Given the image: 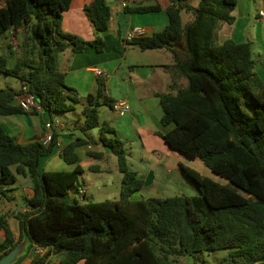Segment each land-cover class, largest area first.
Returning <instances> with one entry per match:
<instances>
[{
	"label": "trees",
	"instance_id": "trees-1",
	"mask_svg": "<svg viewBox=\"0 0 264 264\" xmlns=\"http://www.w3.org/2000/svg\"><path fill=\"white\" fill-rule=\"evenodd\" d=\"M168 1V24L132 40L142 51L170 52L173 62L168 68L183 82L181 87L173 82L174 93L159 96L161 125L172 128L157 134L173 150L199 159L225 183L181 165L199 195L133 199L144 181L128 166L125 140L108 123L100 124V107L111 108L114 102L106 94L104 78L98 77L96 90L82 102L80 130L100 129L99 139L116 157L122 175L119 198L80 202L72 195L83 172L75 149L85 140L71 141L61 150L71 171L46 172L40 161L55 152L57 133L52 131L47 144H19L0 124V197L11 201L4 187L19 175L28 176L33 189L24 200L25 210L13 216L17 236L8 224L9 213H0V259L25 241L23 253L12 264H48L51 255L59 256L57 264H180L179 258L186 255L223 249L235 250L233 264H264V82L253 70L250 42L217 39L220 23H233L237 0H199L196 7L185 0ZM70 3L0 0V40L7 34L12 39L21 36L12 64L8 55L0 54V74L27 85L49 115L72 112L80 103L65 83L63 54L75 55L87 47L103 51L100 35L110 24L106 0H92L83 10L96 37L87 41L64 32L62 13ZM159 10L157 3L125 8L129 14ZM183 13L189 16L186 23ZM8 48L14 47L7 43ZM21 86L16 91L0 88V118L35 113L19 105ZM36 248L43 252L24 263Z\"/></svg>",
	"mask_w": 264,
	"mask_h": 264
},
{
	"label": "crops",
	"instance_id": "crops-1",
	"mask_svg": "<svg viewBox=\"0 0 264 264\" xmlns=\"http://www.w3.org/2000/svg\"><path fill=\"white\" fill-rule=\"evenodd\" d=\"M91 1L71 0L69 8L62 13L61 29L64 32L87 41L96 37V32L83 10ZM106 2L110 6L111 18L108 30L100 35L105 42L103 51L98 52L93 47H87L83 52L75 55H70L68 51L63 54L61 66L65 72V83L75 90L80 100L72 111V118H66V121L58 120L55 118L57 114L49 115L41 110L33 114L22 113L1 117L0 124L3 130L19 144L43 141L47 133L52 131L57 133L58 143L55 152L40 161L43 171L66 170L60 169L64 162L61 150L67 143L76 139L86 141L75 149L78 154V164L83 169L79 178L85 174V166L89 170L99 171L100 166L95 161L103 159L111 151L100 141L99 128L86 133L80 130L84 119L81 114L82 102L88 93L96 90L98 76L94 71L99 69L104 74L107 96L113 102H128L131 107L123 116L114 113L109 106L106 112L99 109V115L100 112L105 114V119L100 120V124L108 123L115 129L116 135L125 140L124 148L128 146V155H130L128 157L126 153L128 166L144 181L142 189L137 192L140 199H145L141 195L143 189H147L146 198H165L167 196L162 193L170 188L171 174L181 171V165L192 168L188 162L190 158L170 148L157 134L165 133L172 128L161 125L163 112L159 104V96L169 92L174 93L176 84L181 87L183 82L174 79L173 73L168 68L173 62L170 52L164 49L142 51L132 41H126L125 35L134 27L142 28L143 36H151L161 31L168 24L165 10L169 1L106 0ZM123 3H126V7L157 3L160 10L129 14L125 11L126 7L122 6ZM232 15L233 23H220L217 31L218 42L222 43L228 39L237 43L250 42L254 60L253 70L264 82V0H237ZM185 16L186 21L183 20V23L189 19L186 14ZM8 77L0 75V88L19 90L21 86L19 81L14 78L10 80ZM173 82L176 84L174 85ZM14 85L16 87H13ZM78 106L80 109L76 112ZM106 136L110 137L112 134ZM95 153L100 156H93ZM4 188L11 201H5L0 197V213H9L8 224L17 236L18 222L13 216L17 211L25 210L24 200L33 195L31 181L28 176L19 175L14 184ZM77 189L84 190L86 198L84 201L87 202L90 193L84 182L80 180ZM3 239L4 232L0 230V242ZM34 255L35 249L23 262H29ZM58 261V255H51L48 258V264H57ZM77 264H85V262L80 261Z\"/></svg>",
	"mask_w": 264,
	"mask_h": 264
},
{
	"label": "rangeland",
	"instance_id": "rangeland-1",
	"mask_svg": "<svg viewBox=\"0 0 264 264\" xmlns=\"http://www.w3.org/2000/svg\"><path fill=\"white\" fill-rule=\"evenodd\" d=\"M189 5L196 7L199 3V0H185ZM183 20L186 21V16L183 13ZM189 16L187 15V19ZM20 35L17 39H12L10 34H7L6 37H2L0 40V52L2 54L8 55L10 58V63H13L14 55L12 53L18 54L17 49L15 48L16 44L19 43L17 40L20 39ZM7 43L14 47L12 49H7ZM11 52V53H10ZM15 54V55H16ZM1 75V74H0ZM11 78L12 77H8ZM13 80V79H12ZM13 87H16L15 85ZM79 108L76 109V112H79ZM109 110L107 106H102L100 111ZM102 111V112H103ZM100 112L99 119L102 121L105 119V114ZM73 116V112H65L58 113L55 118L59 119H71ZM126 153L128 155V146L125 147ZM130 157V155H128ZM99 166V171H92L85 166V174L80 178L81 182H84L89 191L88 201L99 202L103 200H114L118 199L120 196V185L122 175L117 169V159L113 154L105 155L103 159H97L95 161ZM193 169L198 171L201 175H207V177L212 176L215 181L220 183H225V180L213 175L208 168L204 166V164L199 159H190L188 161ZM66 170L60 171H71L72 167L66 165L64 162L62 163V168ZM170 188L166 191H163L162 195L167 197H175V196H197L200 194L199 189L196 185H194L182 171L177 172V174H171L169 181ZM147 189H143L141 195L146 198ZM72 195L79 200L78 194L76 192L71 191ZM86 199V198H85ZM133 199H140L139 194H134ZM80 202L82 200H79ZM234 249H223L216 250L210 253L196 254L195 257L192 256H184L179 258L180 264H193L196 261L198 264H233L232 262V253Z\"/></svg>",
	"mask_w": 264,
	"mask_h": 264
},
{
	"label": "built area",
	"instance_id": "built-area-1",
	"mask_svg": "<svg viewBox=\"0 0 264 264\" xmlns=\"http://www.w3.org/2000/svg\"><path fill=\"white\" fill-rule=\"evenodd\" d=\"M123 7H126V3H123L122 5ZM143 34V30L140 27H134L131 30H129L126 35H125V40L126 41H132L134 38L138 37V36H142ZM96 76L98 77H103L104 78V74L101 70L96 69L95 71ZM19 105L21 106V108L25 111V112H31V111H41L40 106L38 105V103L35 101V98L32 94L29 93L28 91V87L27 85H22L21 86V94L19 97ZM131 107L130 104L128 102L125 101H116L112 104L111 106V110L120 115L123 116L126 113H128L130 111ZM51 139V133H47L44 136L43 139V144H47ZM77 194L79 197V200L84 201L85 200V192L82 189H78L77 190ZM43 252V248H36L35 249V254H41Z\"/></svg>",
	"mask_w": 264,
	"mask_h": 264
},
{
	"label": "water",
	"instance_id": "water-1",
	"mask_svg": "<svg viewBox=\"0 0 264 264\" xmlns=\"http://www.w3.org/2000/svg\"><path fill=\"white\" fill-rule=\"evenodd\" d=\"M25 247V241L18 244L14 247L8 254H6L3 258L0 259V264H12L16 261L17 257L23 253ZM260 261V260H258ZM256 261V262H258ZM254 264V263H251Z\"/></svg>",
	"mask_w": 264,
	"mask_h": 264
}]
</instances>
